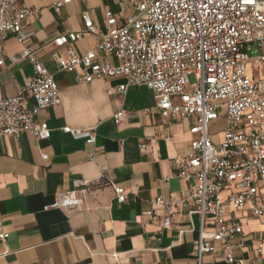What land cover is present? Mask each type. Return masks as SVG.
Returning <instances> with one entry per match:
<instances>
[{
    "label": "built area",
    "instance_id": "1",
    "mask_svg": "<svg viewBox=\"0 0 264 264\" xmlns=\"http://www.w3.org/2000/svg\"><path fill=\"white\" fill-rule=\"evenodd\" d=\"M22 1L0 0V33L13 35L24 45L12 63L27 59L34 73L16 95L0 98V136L20 138L31 133L44 141L50 138L51 129L37 117L42 110L61 105L62 99L54 74L25 45L24 24L38 10ZM71 2L57 0L53 9L60 13ZM105 17V28L98 29L85 11L84 30L65 31L52 41L64 50L59 70L75 74L77 83L120 78L123 82L116 90L121 97L131 87H147L165 119L190 121V150L177 166L178 176L195 185L178 200L157 197L156 208L165 212L162 228L170 229L176 210L186 209L199 219L194 244L197 264H202L205 255L221 250L227 264H247L233 250L247 251L249 246L243 218L237 214L264 218V73L259 70L256 78L248 70L250 62L257 69L264 65V0H132L125 18L112 11ZM81 35H95L100 40L95 48L79 54L75 45ZM106 55L117 64L102 62ZM3 65L0 60V69ZM28 98L34 102L32 107L26 105ZM127 115L121 108L114 116L116 123ZM219 120L223 126L215 139L217 134L210 127ZM62 131L96 145V127L66 126ZM105 178L103 173L99 183L74 180L73 189L59 193L51 208L82 209L86 195ZM112 186L118 203H125L126 189ZM148 216H154L153 211ZM8 237L0 234L2 241ZM251 248L252 263L264 264V242L253 243Z\"/></svg>",
    "mask_w": 264,
    "mask_h": 264
},
{
    "label": "crops",
    "instance_id": "2",
    "mask_svg": "<svg viewBox=\"0 0 264 264\" xmlns=\"http://www.w3.org/2000/svg\"><path fill=\"white\" fill-rule=\"evenodd\" d=\"M55 1H22L38 10L24 24L25 45L54 74L62 104L42 110L37 117L38 122L48 123L49 139L39 141L31 133L20 138L0 136V234L9 235L6 241L0 239V264H197L198 217L179 208L172 227L164 229V209L154 204L157 197L181 199L195 185L178 176L177 166L190 150V121L165 119L147 87H131L121 97L116 90L123 82L120 78L77 83L75 74L59 70L64 50L52 44L65 31L84 30L83 12L104 29L106 12L125 18L132 0H72L60 13L53 9ZM99 40L81 35L75 48L85 54ZM23 48L13 35L0 33L4 61L0 98L16 95L34 73L27 59L12 63ZM101 61L117 64L111 55ZM33 104L28 98L27 107ZM121 108L128 115L116 123L114 116ZM66 126L96 127V145L64 133ZM44 155L49 158L44 160ZM103 173L106 178L86 195L82 209L51 208L59 193L73 189L74 180L99 183ZM113 184L126 189L125 203H118ZM150 211L154 216H148ZM237 216L243 218L249 246L247 251L234 248L233 253L253 264L251 246L264 242V218L256 220L242 212ZM202 264L227 263L221 250L205 255Z\"/></svg>",
    "mask_w": 264,
    "mask_h": 264
},
{
    "label": "rangeland",
    "instance_id": "3",
    "mask_svg": "<svg viewBox=\"0 0 264 264\" xmlns=\"http://www.w3.org/2000/svg\"><path fill=\"white\" fill-rule=\"evenodd\" d=\"M248 70L250 73L254 74V76H256V78L258 77V71L260 70L261 72L264 73V65L262 66L261 69H257L255 66H253V63L250 62L249 63V66H248ZM190 81L191 83H195V79H194V76L191 75L190 77ZM222 126H223V121L222 120H219L217 122H213L211 124V127H210V130L212 132L213 135H220V132L222 130Z\"/></svg>",
    "mask_w": 264,
    "mask_h": 264
}]
</instances>
